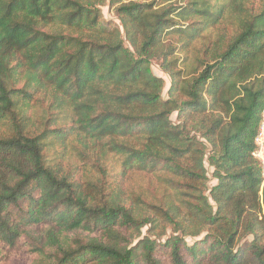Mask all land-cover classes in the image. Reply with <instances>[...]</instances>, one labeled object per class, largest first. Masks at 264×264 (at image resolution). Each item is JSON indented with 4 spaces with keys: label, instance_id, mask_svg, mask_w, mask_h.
<instances>
[{
    "label": "trees",
    "instance_id": "trees-1",
    "mask_svg": "<svg viewBox=\"0 0 264 264\" xmlns=\"http://www.w3.org/2000/svg\"><path fill=\"white\" fill-rule=\"evenodd\" d=\"M105 2L0 0V264H264V0Z\"/></svg>",
    "mask_w": 264,
    "mask_h": 264
},
{
    "label": "rangeland",
    "instance_id": "rangeland-1",
    "mask_svg": "<svg viewBox=\"0 0 264 264\" xmlns=\"http://www.w3.org/2000/svg\"><path fill=\"white\" fill-rule=\"evenodd\" d=\"M129 1H131V0H106L104 6L101 7L102 8V16H103L102 19H103V21L104 22H110L116 26L121 27V22L119 20L117 8L121 4L127 3ZM135 1H142V0H135ZM167 43H173V41H167ZM204 44H206L205 40L198 42L196 47L190 51V55H189L190 61H192L194 59V57L200 55L199 52L202 51ZM126 45H127V42H126ZM175 56L177 58L179 56V54H175ZM151 71L156 77L161 78L163 80L164 91L162 94V98L166 100L168 98L169 91H170L171 86H172L171 85L172 79L169 76V74L164 70L163 57L161 55H159L158 58H155L152 60ZM42 115H43V111L41 109H39L36 112L35 118L37 120H39ZM176 116L177 115L174 114L171 117V120L174 123H177ZM70 152H71V150L69 149L67 152L68 155L65 156V161H63L62 163L64 165H66V163L69 162V164L79 166V168L76 171V177L81 178L85 174V166L75 156L70 155ZM110 158L112 159L111 162H114L115 159H113V158H115V157L111 156ZM69 164H68V166H70ZM206 168L208 170V176H209L208 185H209V188H212L213 186L216 185L217 181L213 178V176H212L213 169L209 166V164L207 162H206ZM127 188L136 192V193L137 192L142 193L143 195H145V197L147 199L153 200L156 197H160V194L162 192L163 187H162V182L156 176L146 175L143 173H135V174L131 175L130 178L128 179ZM207 195H209V193H207ZM171 234H172L171 229H168L166 236L161 239L162 242H163V240L165 241V239L168 236H170ZM144 237H150L153 240L156 239V237H154L152 234H150L149 227H145L142 230L141 239ZM187 241L191 242L192 238H187Z\"/></svg>",
    "mask_w": 264,
    "mask_h": 264
},
{
    "label": "built area",
    "instance_id": "built-area-1",
    "mask_svg": "<svg viewBox=\"0 0 264 264\" xmlns=\"http://www.w3.org/2000/svg\"><path fill=\"white\" fill-rule=\"evenodd\" d=\"M254 158L260 163L262 168V188H264V112L258 133L255 138Z\"/></svg>",
    "mask_w": 264,
    "mask_h": 264
}]
</instances>
